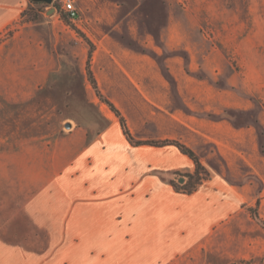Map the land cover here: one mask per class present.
<instances>
[{"label": "crops", "instance_id": "obj_1", "mask_svg": "<svg viewBox=\"0 0 264 264\" xmlns=\"http://www.w3.org/2000/svg\"><path fill=\"white\" fill-rule=\"evenodd\" d=\"M75 2L76 28L46 7L0 43V176L22 166L53 186L30 214L70 234L62 264H225L217 251L241 237L264 250L243 207L264 188V124L234 74L206 64L222 55L203 48L195 64L191 19L175 0ZM28 6L0 0V35ZM89 61L136 141L195 153L207 173L195 191L164 175L194 174L193 158L131 142Z\"/></svg>", "mask_w": 264, "mask_h": 264}, {"label": "rangeland", "instance_id": "obj_2", "mask_svg": "<svg viewBox=\"0 0 264 264\" xmlns=\"http://www.w3.org/2000/svg\"><path fill=\"white\" fill-rule=\"evenodd\" d=\"M27 1L29 6L25 10L34 8L42 12L46 7H55L50 14L57 11L68 25L77 27L79 20H71L58 0L47 6ZM175 1L177 11L184 10L185 16L191 19L195 64H204L203 48L217 50L222 55V61L217 57L216 63L212 61L213 57L206 64L212 68L227 67L229 75L231 72L234 74V89L240 95L241 104H255L264 124V0ZM23 20L31 21L23 16L11 24L1 33L0 43L17 31ZM192 86L201 88L200 85ZM168 174L164 175L167 177ZM179 176H184L185 182L188 178L181 174L173 177L178 187H182L185 182H180ZM39 177V170H24L22 166L7 170L0 176V264H62L63 244L70 234L48 232L37 222L39 217L30 214V209L38 213L41 204L47 205L46 201L40 200L42 196L46 197L41 190L53 187L43 185L46 179L40 182ZM30 178L32 183L28 184ZM33 180L38 182L34 183ZM257 197L253 205L246 207L243 204V207L257 228L264 230V224L251 211V208L257 207L259 216L264 220V188ZM31 198L33 201L30 202ZM252 221H241V225L251 228ZM259 242L255 240L244 245L241 237L239 248L220 249L217 255L225 264H264V250L259 252L262 248ZM199 264H203V261Z\"/></svg>", "mask_w": 264, "mask_h": 264}, {"label": "trees", "instance_id": "obj_3", "mask_svg": "<svg viewBox=\"0 0 264 264\" xmlns=\"http://www.w3.org/2000/svg\"><path fill=\"white\" fill-rule=\"evenodd\" d=\"M35 5H39V6H47L46 3L44 2H32ZM41 13L40 9L35 10L34 8H29L27 10H25L23 12V16L27 19V20H35L39 17V14ZM91 56V55H90ZM88 73H89V77L97 91V94L99 95V97L105 101L110 107L111 109L116 113V115L120 118V122L122 125V128L125 132V134L127 135V138L135 143V144H152V145H156V146H162V145H166V144H175L177 145L183 152H185L186 154L190 155L193 160L196 163V172L194 174H185V176L188 178L186 180V182L184 184H182V187H178V184L175 182V180H173L174 176L179 175L178 172H174V173H170V175H167V178H169L174 185L178 188L181 189L187 193H192L193 191H195L197 189V187L202 183V181L206 178L207 173L204 170V168L201 165V162L199 161L198 157L195 155V153L189 149L187 146H185L184 144H182L179 141L176 140H163V141H136L128 126H127V122L125 120V118L123 117V115L121 114V112L119 111V109L108 99L106 98L102 92L100 91L97 82L93 76V73L90 69V61L88 62ZM183 175V174H181ZM251 211L253 213V216L261 223L264 224V220H262V218L259 216L258 213V209L257 207L251 208Z\"/></svg>", "mask_w": 264, "mask_h": 264}, {"label": "built area", "instance_id": "obj_4", "mask_svg": "<svg viewBox=\"0 0 264 264\" xmlns=\"http://www.w3.org/2000/svg\"><path fill=\"white\" fill-rule=\"evenodd\" d=\"M64 10L67 12L69 18L73 21L80 19V10L76 5L75 0H58Z\"/></svg>", "mask_w": 264, "mask_h": 264}, {"label": "water", "instance_id": "obj_5", "mask_svg": "<svg viewBox=\"0 0 264 264\" xmlns=\"http://www.w3.org/2000/svg\"><path fill=\"white\" fill-rule=\"evenodd\" d=\"M31 1H33V2H44V3L49 4V5L53 4V2H54V0H31ZM55 9H56L55 7L51 8L50 12L54 11ZM177 178L180 182H185V179H186L184 176H179Z\"/></svg>", "mask_w": 264, "mask_h": 264}]
</instances>
